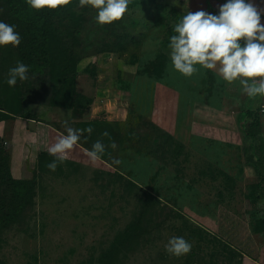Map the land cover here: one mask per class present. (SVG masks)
I'll return each mask as SVG.
<instances>
[{
  "label": "rangeland",
  "instance_id": "1",
  "mask_svg": "<svg viewBox=\"0 0 264 264\" xmlns=\"http://www.w3.org/2000/svg\"><path fill=\"white\" fill-rule=\"evenodd\" d=\"M132 7L128 22L143 36L129 52L142 61L165 53L162 76L136 73L137 65L119 76L129 88L125 117L104 114L110 121L124 117L119 128L98 124L88 139L83 128H73L82 130L80 139L89 146L101 141L106 160L91 159L85 149L78 159L57 161L52 171L47 165L55 157L37 155L25 178L31 182L30 202L14 223L0 227V264H104L114 238L131 223L134 233L114 264H242V258L264 264V239L253 231L264 218L261 153L255 151L260 140L247 135L245 116L246 110L258 111L264 143V97H248L238 82L228 84L199 66L191 77L175 71L169 44L162 41L167 14L157 13L150 0H130ZM177 7L182 10L185 2ZM7 17L0 0V20ZM91 27L90 38L101 42L94 33L100 28ZM104 54L77 64L81 85L89 83L86 93L89 74L107 71ZM17 62V47H0V119L21 114L38 95V76L30 72L27 81L6 83ZM69 83L66 93H56L57 103L71 97ZM0 148L6 152L4 143ZM173 236L192 244L189 254L176 258L165 251Z\"/></svg>",
  "mask_w": 264,
  "mask_h": 264
},
{
  "label": "trees",
  "instance_id": "2",
  "mask_svg": "<svg viewBox=\"0 0 264 264\" xmlns=\"http://www.w3.org/2000/svg\"><path fill=\"white\" fill-rule=\"evenodd\" d=\"M1 1L9 14L6 22L15 25L16 30L21 35V43L17 47L19 58L21 62L29 66L30 74L38 76L36 80H38L37 89L39 91L36 101L33 102L48 106L69 107L73 109L75 116L81 114L91 103V99L75 89L76 67L84 57L91 54L119 53L123 57L124 63L137 65L136 73H146L150 77L157 78H160L163 74L168 61V56L165 53L159 52L153 57L142 61L138 53L129 52V47L140 44L143 36L142 32L136 30L137 25L128 22V16L135 12L133 7L127 10L121 20L108 25H98L94 19L96 11L90 7L79 8V0H69L68 4L56 10L43 9L41 11L30 9L25 0ZM150 2L153 3L152 0ZM153 5L156 6L157 13L162 10L163 15L167 14L164 21V26L167 27V37H163L162 41L169 44L170 37L175 34L173 31L175 24L187 14V10L185 7L180 10L177 5L155 3ZM212 11H215V9H212ZM91 24H97V27L100 28V31L94 33L101 34V42L90 38L94 30ZM159 25L160 22H157L156 26ZM89 76L94 78L96 74H89ZM119 76L120 73H118L116 79L117 84L120 85V88L129 91L126 81ZM71 81L73 84L71 97L66 95L64 96L65 102L57 103L55 100L56 93L62 95L66 93L64 88L69 87ZM56 85L61 87L56 89ZM26 115L28 114L22 108V113L19 116ZM11 116L9 115L6 118ZM245 116L249 119L247 135L252 141L260 140L259 145L255 146V151L261 153V157H258V164L263 170L262 179L264 181V143H261L263 137L261 135L259 114L258 111L250 109L245 111ZM101 123H105L108 128L112 126L119 128L124 121H110L105 118L104 114H100L86 122L53 123L52 126L64 135H66L67 127H81L85 130V136L88 139L93 136L96 126ZM89 128L92 129L91 133L87 131ZM0 144H3L1 140ZM77 144L88 151L92 149V146L87 145L84 139H79ZM5 150L6 152L0 148V227L14 223L32 198L30 180L14 178L11 175L9 153L7 149ZM37 155L43 157L50 154L39 152ZM99 158L106 160V157L102 154ZM134 230L135 225L131 223L114 238L108 254L111 259L104 257L102 263L114 264V258H116L120 248L127 242L130 235L134 233ZM253 231L257 234L264 232V218L257 221Z\"/></svg>",
  "mask_w": 264,
  "mask_h": 264
},
{
  "label": "clouds",
  "instance_id": "3",
  "mask_svg": "<svg viewBox=\"0 0 264 264\" xmlns=\"http://www.w3.org/2000/svg\"><path fill=\"white\" fill-rule=\"evenodd\" d=\"M177 2V0H174ZM35 11L56 10L69 0H25ZM130 0H79V8L90 7L96 11L95 22L108 25L121 20L128 10ZM261 12L248 0H225L218 13L203 10L184 15L174 26V35L169 40V56L172 68L185 77H191L199 68L214 70L215 74L232 84L238 82L248 97H264V24ZM21 35L15 25L0 20V47H18ZM29 66L17 62L8 71L6 83L13 87L17 81L29 79ZM91 133L92 129H87ZM82 130L67 127L49 149L55 159L47 167L55 171L57 161L67 159V153L80 139ZM103 135L107 136L108 133ZM110 147L115 149V142ZM105 151L101 141L93 144L89 151L96 160ZM115 160L114 164H119ZM192 244L183 237L173 236L165 245V251L180 258L190 253Z\"/></svg>",
  "mask_w": 264,
  "mask_h": 264
},
{
  "label": "crops",
  "instance_id": "4",
  "mask_svg": "<svg viewBox=\"0 0 264 264\" xmlns=\"http://www.w3.org/2000/svg\"><path fill=\"white\" fill-rule=\"evenodd\" d=\"M152 1L155 4L168 5H177L179 1H183L187 12L195 13L203 10L210 14L218 13L219 7L225 2V0ZM248 2L252 3L261 12V20L264 21V0H248ZM212 9H215V11H212ZM104 56H109L108 59L110 60L105 65L107 71H100L94 78L90 79L91 90L88 92L89 94L84 92V87L89 84L88 81H85L86 85H81V75L77 76V91L91 99V103L78 116H75L73 109L69 107L27 102L23 108L28 115H12L9 118L0 120V140L7 147L10 171L14 178H26L29 171L28 166L34 163L37 154L39 152H48V149L64 135L52 126L53 123L86 122L100 114L125 117L128 90L120 88L116 79L118 73L121 75L128 70L132 72L135 69L136 71V66L126 64L117 57H110L112 56L111 53H106ZM111 69L113 71H110ZM115 69H118L117 73ZM124 117L119 120L124 119ZM83 150L85 149L80 145H74L68 151L67 159H78L80 152ZM259 236L264 239V232L259 233ZM242 259V264H248L244 261V258Z\"/></svg>",
  "mask_w": 264,
  "mask_h": 264
}]
</instances>
